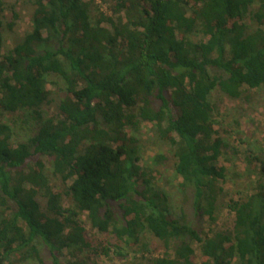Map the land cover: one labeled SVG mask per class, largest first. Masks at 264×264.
I'll use <instances>...</instances> for the list:
<instances>
[{"label": "trees", "instance_id": "1", "mask_svg": "<svg viewBox=\"0 0 264 264\" xmlns=\"http://www.w3.org/2000/svg\"><path fill=\"white\" fill-rule=\"evenodd\" d=\"M100 1L109 14L93 20L94 0H33L30 31L2 54L0 0V264H87L92 254L109 255L89 231L115 238L122 257L148 232L164 249L149 264H194L196 253L200 264H264V183L228 200L230 227L211 228L223 206L231 134L215 128L210 101L216 90L232 99L264 91V0ZM52 78L63 96L48 116ZM16 114L30 131L21 142L5 121ZM142 123L173 150L180 218L156 171L140 165ZM242 156L264 176L261 157ZM186 208L207 230L188 221Z\"/></svg>", "mask_w": 264, "mask_h": 264}, {"label": "rangeland", "instance_id": "2", "mask_svg": "<svg viewBox=\"0 0 264 264\" xmlns=\"http://www.w3.org/2000/svg\"><path fill=\"white\" fill-rule=\"evenodd\" d=\"M4 5V26H3V45L2 54L11 50L17 43L21 42L23 37L30 31L31 16L33 12V0H2ZM89 3L90 0H84ZM111 1V0H109ZM91 16L96 20L99 12L109 14L107 10L108 3L100 0H94L89 4ZM256 11V6L252 7L251 13ZM12 13H15L18 18L13 20ZM13 22L11 29L8 24ZM244 23L248 25L249 31L254 28V23L250 18H245ZM108 27V25H105ZM194 40V38H193ZM53 83L48 85L51 92L50 103L43 107L46 115H55L58 103L63 96L62 83L57 78H52ZM210 101L215 108L214 119L215 128L221 134L229 132L231 134L229 145L230 151L224 157L223 164L226 167L227 182L223 187V195L219 197L218 203L223 204L218 212V221L212 225V229H225L230 227L233 219V214L226 209V204L230 198L235 200L243 199L254 192L258 183H264V176H260L258 172L250 168L243 159V152L250 151L264 160V91L263 89L246 90L242 98L232 99L223 95L216 90L210 97ZM7 116L6 118H8ZM20 119L12 123L11 118ZM6 119L13 131V141L21 142L29 136V129L22 126V116L19 114ZM31 128V127H30ZM234 136V138H232ZM136 137L140 142V165L151 167L154 169L156 183L167 195L170 213L174 219L180 218L181 208H183V198L177 190V185L181 182L174 175V157L173 150L168 143L158 139L156 129L151 123H142ZM225 137H229L225 134ZM231 148H235L240 152V155L234 156ZM158 155H165L167 160L162 165L155 163ZM45 170L49 177L51 185L54 189H60L61 183L52 177L51 163L44 160ZM157 173V174H156ZM158 173H161L160 175ZM43 204V202L41 201ZM188 221L192 222L195 227H202L207 230L208 225L201 220L194 219L189 208L184 210ZM89 229V226H87ZM90 232L92 245L98 252L102 248H109L110 253L107 256L91 255L88 258L87 264H149L151 258L162 256L163 247L160 242L154 239L148 232H144L140 237V242L133 249H122L125 257L116 254L118 251L115 246H121L116 239L110 235H97L93 231ZM123 248V247H122ZM194 264H200V254L196 253L193 259ZM29 264V263H25ZM236 264V263H235Z\"/></svg>", "mask_w": 264, "mask_h": 264}]
</instances>
